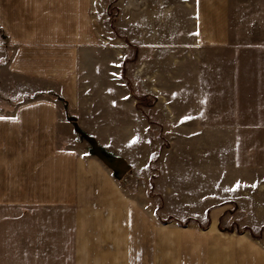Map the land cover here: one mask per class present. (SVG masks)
<instances>
[{
  "label": "crops",
  "instance_id": "crops-1",
  "mask_svg": "<svg viewBox=\"0 0 264 264\" xmlns=\"http://www.w3.org/2000/svg\"><path fill=\"white\" fill-rule=\"evenodd\" d=\"M97 1L0 0V264L189 261L181 252L184 235H170L167 226L154 222L147 191L124 184L126 176L77 135L76 121L87 132L132 133L125 159L135 175L152 158L150 146L135 140L141 125L130 89L122 98L115 95L125 84L117 76L120 61L102 56ZM97 55L102 59L89 60ZM105 65L108 78H88L89 67L105 71ZM91 100L113 101L128 115L105 111L101 103L91 108ZM113 145L109 150L116 154ZM132 150L146 154V161ZM211 235L215 239L213 230ZM211 237L209 264H264L258 244L237 237L231 255L228 244L225 252L217 250ZM195 247L193 262L200 264Z\"/></svg>",
  "mask_w": 264,
  "mask_h": 264
},
{
  "label": "rangeland",
  "instance_id": "rangeland-1",
  "mask_svg": "<svg viewBox=\"0 0 264 264\" xmlns=\"http://www.w3.org/2000/svg\"><path fill=\"white\" fill-rule=\"evenodd\" d=\"M94 15L104 60L120 61L125 85L115 95L130 89L141 125L135 140L152 150L147 167L138 175L130 168L123 183L145 189L154 222L184 235L185 264H194L196 244L200 264H209L212 230L217 250L228 244L231 254L240 236L264 249V0H99ZM105 66L89 67L88 78H108ZM100 103L128 115L113 101L89 104ZM76 122L93 151L131 167L132 133L87 132Z\"/></svg>",
  "mask_w": 264,
  "mask_h": 264
},
{
  "label": "water",
  "instance_id": "water-1",
  "mask_svg": "<svg viewBox=\"0 0 264 264\" xmlns=\"http://www.w3.org/2000/svg\"><path fill=\"white\" fill-rule=\"evenodd\" d=\"M93 145H94V150H95L94 152L96 156L100 160H102L105 165L110 167L116 173L118 172L120 176H124L126 173L129 172L130 167L125 163L124 160L117 159L114 163V161L110 160L107 156H105L95 144Z\"/></svg>",
  "mask_w": 264,
  "mask_h": 264
},
{
  "label": "snow or ice",
  "instance_id": "snow-or-ice-1",
  "mask_svg": "<svg viewBox=\"0 0 264 264\" xmlns=\"http://www.w3.org/2000/svg\"><path fill=\"white\" fill-rule=\"evenodd\" d=\"M237 183L239 184V182H237ZM255 186H256L255 184L252 185V187H255Z\"/></svg>",
  "mask_w": 264,
  "mask_h": 264
}]
</instances>
